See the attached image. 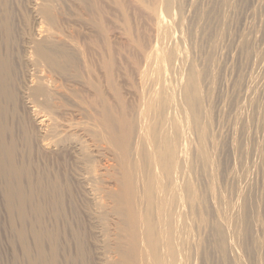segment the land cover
<instances>
[{
	"label": "rangeland",
	"instance_id": "374dc122",
	"mask_svg": "<svg viewBox=\"0 0 264 264\" xmlns=\"http://www.w3.org/2000/svg\"><path fill=\"white\" fill-rule=\"evenodd\" d=\"M6 15L13 37L9 45L13 81L21 98L29 68L22 53L23 43L34 33L39 19L64 39L60 54L67 65L68 74L62 80L67 98L56 103H66L68 108L78 103H110L126 113L129 108L132 116L136 108L133 106L143 103L154 82L146 85L144 73L150 74L152 80L162 76L155 88L179 104L175 112L181 116H174L184 123L185 126L180 124L185 127L182 131L192 135L186 133L192 138L186 136L191 144L185 167L186 171L190 166L187 169L191 171H186V176L189 174L192 180L187 177L199 187L196 208L193 205L191 213L187 208L183 210L189 215L188 220L183 214L188 222L182 217L185 223H180L178 217L179 228L183 229L177 227L178 232L183 231L179 232L181 239H190L191 244L190 250L185 243L188 252L183 248L187 258L193 259L188 258L187 264H264V0H0V40L5 37L2 25L7 24ZM172 48L178 52L175 61L164 56L165 49ZM190 62L203 79L194 101L201 103L202 125L204 122L208 129L202 127L209 132L206 141L210 138L212 143L206 142L210 144L207 164L198 158L200 142L192 125L190 130V121L186 122L182 87L177 85L182 86L185 79L187 82L194 68ZM33 99L20 102V115L30 128L31 143L17 127L14 137L4 131L0 138V264H96L94 236L87 234L83 260L76 253L73 234L86 220L78 199L74 205L64 206L63 215L56 219L54 209L39 195L38 180L53 166L58 168L51 173L55 175L59 170L57 152L39 142V112L47 108L54 114L60 108L52 106V101L38 106ZM257 103L261 104L255 107ZM81 116L86 120L84 114L76 119ZM13 139L17 145L11 159L1 151ZM45 164L52 169L47 170ZM16 166L22 174L16 189L25 195L28 182L37 179L33 183L34 187L37 184L39 197L27 201L23 196L15 203L17 211L12 212L5 177ZM28 167L33 168L32 172ZM200 225L203 228L197 229ZM234 230L239 232L235 234ZM223 231L231 236L227 233L226 239ZM232 238H237L236 244ZM192 244L194 248L197 245L196 251Z\"/></svg>",
	"mask_w": 264,
	"mask_h": 264
},
{
	"label": "bare ground",
	"instance_id": "6f19581e",
	"mask_svg": "<svg viewBox=\"0 0 264 264\" xmlns=\"http://www.w3.org/2000/svg\"><path fill=\"white\" fill-rule=\"evenodd\" d=\"M168 2L170 3L171 0ZM5 18H7V24L2 25L5 37L0 40V138L3 139L4 131L14 137L17 127L27 143H31L33 140L30 128L25 124V118L20 115L21 101L27 102L29 99L36 98L38 106L46 105L47 102L51 103L52 101L55 102L54 105L51 103L52 106L56 105V108H60V112L54 114L47 108H45L47 111L41 108L39 112L41 114L38 119L41 131L39 142L57 152L56 157L59 161L56 159L57 163L56 160L54 162L57 164L56 166L59 162V170L56 169L58 171L54 175L55 172L52 174L51 171L58 167L53 166L52 169V166L49 165L52 169L49 171L48 162L45 164L48 167V172L43 171L46 174L39 175L42 178L38 180L41 181V186L38 183L40 188V194H38L47 200V203L54 209L56 219L63 215L64 206L74 205L77 199L79 201L77 203H81L80 207L83 208L81 209L86 215L87 221L80 222L81 224H78L73 234L77 255L83 260L88 248L87 234H90L96 238V264H187L191 257H188V260L183 248L188 247L190 239L186 238L188 243L185 240L182 241L180 233L183 231L180 232V230L183 229L179 228L178 217H181L180 223H183L184 220L186 222V218L189 220V215L185 213L186 210H183L187 208L191 213V207L194 205L196 208V203L199 201V187L193 183L194 181H191L189 174L187 176L191 180L186 176V171H189L187 168L190 167L187 166L185 171L187 162H189L188 150L191 146L188 143V138L192 135H189L188 131L189 136L186 134L187 132H183L186 131H182L185 128L184 123L175 118L177 112L175 110L179 104L177 105L164 91H158L155 88L156 82H159L162 76L152 80L150 74L144 73L143 81L146 85L149 82H154L147 90L148 94L144 97L143 103H139V105L134 103L135 106H133L134 104L132 106L136 108L133 110L131 106L130 109L134 111L132 116L128 113L129 108L125 107L128 110L126 113V110L120 108L116 110L110 103H78L72 108H68L66 103H56L67 98L62 84V80L68 74L67 65L62 63L60 54L61 42L64 39L60 32L47 27L39 19L34 33L26 37L23 43L22 53L25 64L29 68L25 74L26 86L22 90L21 98L15 89L13 61L9 53V45L13 40L12 28L9 16L6 15ZM159 19L162 20L160 17ZM164 56L175 61L178 59V52L174 48L165 49ZM190 63L192 64V62ZM192 65L194 68H191L187 82L185 79L184 86H181L182 83H177V85L179 88L182 87L180 94L182 93L183 96V100H181L183 108H181L186 112V115L188 114L186 122L190 121L188 125H192L197 134L196 140L198 139V143L200 142L197 149L198 158L207 164L210 160V151L208 152L210 149L207 148L212 143L208 138L207 141L210 144H206L208 130L205 131V129L208 127L204 122L202 125V113L199 108L201 103L196 101L197 99L196 102L194 101V94L201 91L202 81L200 82V80L202 78H200V72L198 73L194 63ZM179 69L181 70V68ZM175 70L177 71L176 68ZM181 73L180 76H182ZM179 79L182 80V78ZM259 104L261 103L255 104V107ZM181 112L179 113L181 114ZM82 114L86 120L82 116L81 119H76V116ZM186 115L182 117H187ZM182 123L184 128L180 125ZM204 125L205 129L202 127ZM189 139L192 140L191 137ZM16 145L17 140L13 139L1 153L12 159ZM262 162L264 164V160ZM30 168L28 167V169ZM21 175L16 166L5 177L7 196L10 199L12 212L17 211L15 203L21 201L23 196L27 201L36 200V197H39L38 194L36 195L37 184L34 187L35 183H33L37 179L28 182L29 193L25 191V195L16 189L15 185L19 183ZM31 178L28 176L29 180H32ZM250 194L252 195V193ZM250 198L252 199V196ZM253 206L255 208V205ZM20 208L22 207L20 206ZM184 213L188 217L183 216ZM234 213L235 211H233ZM230 216L234 215L230 214ZM182 217L183 219L186 217L183 222L181 221ZM176 221L178 226L175 225ZM231 222L230 224H232ZM177 227L180 229V233ZM231 227L234 228L235 225ZM196 228L202 229L203 227L200 225ZM229 230H232L230 225ZM235 230L234 233L237 234L239 230L238 232ZM227 233L223 231L226 239L227 235L231 236L230 232ZM235 234L233 237H238ZM187 236L189 235L187 234ZM190 236L192 235L190 234ZM232 239L235 241L237 238ZM190 245L189 249L191 250ZM195 246L197 247V245ZM192 247L194 248V245ZM188 250L186 248L187 252ZM70 261L73 263V257L70 258Z\"/></svg>",
	"mask_w": 264,
	"mask_h": 264
}]
</instances>
